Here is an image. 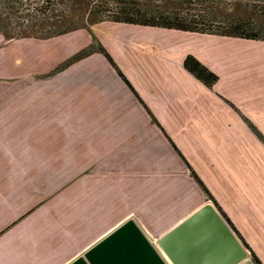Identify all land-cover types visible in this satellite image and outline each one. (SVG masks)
Here are the masks:
<instances>
[{
  "label": "crops",
  "instance_id": "crops-1",
  "mask_svg": "<svg viewBox=\"0 0 264 264\" xmlns=\"http://www.w3.org/2000/svg\"><path fill=\"white\" fill-rule=\"evenodd\" d=\"M194 175L243 264H264V40L109 20L0 33V264H170L156 238L210 198Z\"/></svg>",
  "mask_w": 264,
  "mask_h": 264
},
{
  "label": "trees",
  "instance_id": "trees-1",
  "mask_svg": "<svg viewBox=\"0 0 264 264\" xmlns=\"http://www.w3.org/2000/svg\"><path fill=\"white\" fill-rule=\"evenodd\" d=\"M23 1L26 0L0 2V33L5 35L6 39L45 38L79 28L89 29L92 23L109 20L264 40V36L258 35L262 31L260 25L264 24L257 19L254 5L240 2L241 0H234L231 5L224 4L223 0ZM97 45L99 50L104 51L102 46ZM91 48L76 54L71 60L86 55ZM184 63L185 67L206 85H212L217 79L216 74L191 55L186 57ZM194 176L216 204L200 179ZM234 231L240 237L235 229ZM251 256L255 264H261L253 253Z\"/></svg>",
  "mask_w": 264,
  "mask_h": 264
},
{
  "label": "water",
  "instance_id": "water-1",
  "mask_svg": "<svg viewBox=\"0 0 264 264\" xmlns=\"http://www.w3.org/2000/svg\"><path fill=\"white\" fill-rule=\"evenodd\" d=\"M156 244L170 264H243L251 259L210 198L162 232Z\"/></svg>",
  "mask_w": 264,
  "mask_h": 264
},
{
  "label": "rangeland",
  "instance_id": "rangeland-1",
  "mask_svg": "<svg viewBox=\"0 0 264 264\" xmlns=\"http://www.w3.org/2000/svg\"><path fill=\"white\" fill-rule=\"evenodd\" d=\"M1 1H6V0H0V2ZM28 1L29 0L23 1V3H27ZM223 1H224V4L231 5V2H233L234 0H223ZM240 2L249 3V4L254 5L253 8L257 11L256 15H258L257 19L264 24V13H260L261 11L264 12V0H241ZM1 7L2 6L0 4V8ZM260 28H262V31H260V34H258V35L263 37L264 36V25H260ZM189 34H208V33H199V32H191V31H189ZM1 35L3 36L4 39L7 38L3 34H1Z\"/></svg>",
  "mask_w": 264,
  "mask_h": 264
}]
</instances>
